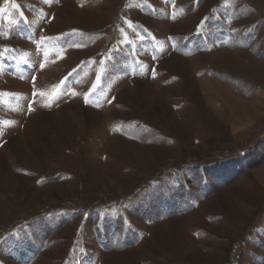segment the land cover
I'll return each instance as SVG.
<instances>
[{
	"label": "rangeland",
	"instance_id": "374dc122",
	"mask_svg": "<svg viewBox=\"0 0 264 264\" xmlns=\"http://www.w3.org/2000/svg\"><path fill=\"white\" fill-rule=\"evenodd\" d=\"M0 264H264V0H0Z\"/></svg>",
	"mask_w": 264,
	"mask_h": 264
}]
</instances>
